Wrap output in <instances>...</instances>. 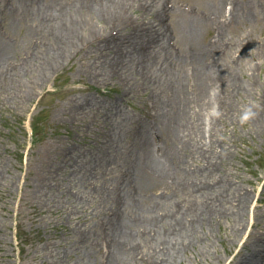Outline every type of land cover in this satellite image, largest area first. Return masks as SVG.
Wrapping results in <instances>:
<instances>
[{
  "label": "rangeland",
  "instance_id": "obj_1",
  "mask_svg": "<svg viewBox=\"0 0 264 264\" xmlns=\"http://www.w3.org/2000/svg\"><path fill=\"white\" fill-rule=\"evenodd\" d=\"M229 6L215 10L209 0H176L169 7L185 13L206 11L211 22L205 42L219 41L227 48L239 42L228 57L237 67L235 74L243 89L232 94L221 91L226 107L222 118L212 120L216 125L213 134L209 125L201 136H196V125H191L181 141H175L167 127L161 134L164 108L153 90L131 86L114 67L112 75L102 71L113 48L103 34L50 67L48 75H40L41 82L32 85L29 92L19 81L32 80L36 73L8 82L7 91L0 92V264H97V256L98 264H108V243L113 237L107 234L109 225L104 221L106 215L110 225L119 221L122 207L117 201L104 207L94 178L84 180L85 188L77 184L75 165L81 158L98 157L101 146H106V138L101 139L105 131L107 137L122 141L124 153H135L139 125H147L156 135L155 146L176 152L182 171L186 167L199 171L208 164L199 146L205 142L206 154L217 160L213 176L225 178L233 189L248 194L241 224H236L232 215L205 218L204 224L197 226L194 245L181 253L178 264H235L237 253L239 259L260 253L264 241V10L245 19L231 16ZM146 10L139 7L126 13L130 20L126 32L133 29V22L154 17ZM4 22L0 21L1 38L9 40V34L18 37ZM219 22L224 25L223 35H218ZM120 33L124 35L122 29ZM16 49L12 57L18 62L16 57H22L27 49L20 45ZM187 73L192 74V70ZM91 101L97 104L85 107ZM249 102L258 106L259 115L242 125L239 114ZM117 111L124 114L127 124L117 120ZM199 117L197 112L195 122ZM161 150L156 149V155H161ZM173 179L164 176L155 181V194L166 192L171 202L178 201ZM77 192L88 199H79ZM180 194L183 199L184 194ZM91 228L102 239L88 240L87 244L101 255L85 261L76 243L82 244ZM141 259L142 255L138 264H153L151 259Z\"/></svg>",
  "mask_w": 264,
  "mask_h": 264
},
{
  "label": "bare ground",
  "instance_id": "obj_2",
  "mask_svg": "<svg viewBox=\"0 0 264 264\" xmlns=\"http://www.w3.org/2000/svg\"><path fill=\"white\" fill-rule=\"evenodd\" d=\"M209 1L215 10H225L226 4L231 5L229 14L245 19L257 17L264 10V0ZM174 2L176 0H168V5L166 0H0V21L5 20L9 32L19 35L9 34V40L0 36V92L7 91L10 80L36 73L32 80L19 81L29 92L32 85L35 87L41 82L40 75H48L50 67L103 34L113 48L112 54L104 59L102 71L112 75L114 69H119L131 86L153 90L164 108L161 134L166 133L163 128L167 127L173 139L181 141L191 125H196V136L203 134L205 125L210 126L212 133L216 125L206 118L210 107L209 90L217 84L228 94L243 89L235 74L237 67L228 57L238 49L239 42L229 48L219 41L205 42L204 34L211 22L207 12L169 9ZM139 7L146 8V14L154 17L142 23L132 19L134 27L128 33L130 20L126 13ZM177 16L181 17L178 21ZM218 24V35H223L224 25ZM19 45L27 52L16 57L17 62L12 56ZM189 69L192 74L187 73ZM218 99L223 110L226 102L221 97ZM94 104L97 102L91 101L85 107L92 108ZM197 112L200 117L195 122ZM115 115L117 120L127 124L123 113L117 111ZM139 126L141 133L137 134L138 144L133 154L123 152L122 141L116 136L107 137L106 131L102 133L106 146H101L97 158L88 156L76 163L74 180L85 188L84 180L94 178L104 207L114 201L122 207L119 221L110 225L108 215L104 221L109 225L107 234L113 237L108 243V264H138L141 255V262L147 258L153 260V264H178L181 253L194 245L197 226L203 225L205 218L232 215L240 225L241 214L248 206V194L233 189L225 178L213 176L217 160L206 154L205 142L199 146L208 164L199 171L188 167L182 171L176 152L155 146L156 135L154 137L147 125ZM156 149L161 150V155H156ZM164 176L174 178L178 201L171 202L166 192L155 194L154 183ZM127 180H130L128 186ZM180 193L184 194L183 199ZM77 196L83 201L88 199L82 192H77ZM93 228L88 230L82 244L76 243L85 261L101 255V251L87 244L88 240L102 239ZM260 247V253L253 252L243 259H239L237 253L233 261L235 264H264V255L261 256L264 241ZM98 261L97 256L95 263Z\"/></svg>",
  "mask_w": 264,
  "mask_h": 264
},
{
  "label": "clouds",
  "instance_id": "obj_3",
  "mask_svg": "<svg viewBox=\"0 0 264 264\" xmlns=\"http://www.w3.org/2000/svg\"><path fill=\"white\" fill-rule=\"evenodd\" d=\"M230 9V6H229ZM221 88L220 85L217 84L216 86L212 87L209 90V104L210 107L207 109L206 118L209 120L220 119L223 116V111L220 108V103L218 97H220ZM257 105L254 102H249L248 104L244 105L241 108L239 114V122L243 124H249L254 121L259 113L257 111Z\"/></svg>",
  "mask_w": 264,
  "mask_h": 264
}]
</instances>
